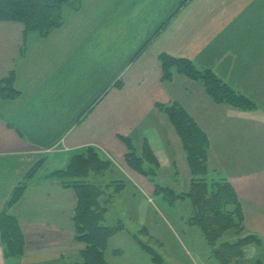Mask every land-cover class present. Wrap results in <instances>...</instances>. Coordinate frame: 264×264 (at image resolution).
<instances>
[{
  "label": "crops",
  "instance_id": "obj_1",
  "mask_svg": "<svg viewBox=\"0 0 264 264\" xmlns=\"http://www.w3.org/2000/svg\"><path fill=\"white\" fill-rule=\"evenodd\" d=\"M183 1L81 0L79 9L64 7V24L46 36L34 31L25 34L22 23L9 25L8 30L13 35H0V79L14 70V85L20 91L14 98L3 97L0 93V212L14 187L41 161L36 172L27 178L22 198L10 208L19 219L25 238L20 264H78L83 261L82 251L86 244L75 238V191L50 175L66 168L73 156L85 152L89 146L99 153L102 151L105 154L102 157L118 165V162H126L128 152L127 144L119 135L133 141L132 135L137 131L138 145L133 141L136 151L142 153L143 144L148 141L158 160L156 181L163 165L151 138L150 131L154 130L160 136V143L173 144L170 155L174 176L180 175L177 155L187 160L186 151L168 115L157 107V102L180 103L208 134L209 169L218 172L236 190L244 214L242 236L254 235L260 240L245 249L264 246V65L256 66L253 71L245 67L239 70L240 74L244 71V75H238L235 64L232 67L236 62L230 59L232 54L236 55L234 48L239 46L234 38L225 39L229 43L226 46L231 48L227 50L224 45L223 59L210 53L204 56L203 61L211 59L213 65L218 64L208 68L255 101L256 107L248 110L215 102L202 82L188 76L176 73L171 81L163 80L159 57L162 52L191 57L183 52L184 49L173 50L176 49L172 46L176 30L190 32L194 29L197 34L201 33L205 26L209 27V22L203 26L206 23L203 17L207 20L208 10L213 7L218 9L217 13L210 14L214 23L225 19L223 10L222 15L219 11L225 2L208 0L200 2L184 22L179 21L194 0L182 5ZM261 17L249 23L247 29L250 31L240 44L254 50L255 55L264 51L263 29L255 24H264V11ZM168 18L160 36L134 58ZM190 21L196 26L189 25ZM222 33L223 30L218 31L212 40L224 39L226 35H220ZM138 35L148 36L143 42V36L138 38ZM164 36L167 37L159 44ZM113 54L117 57L114 61ZM115 62L120 66L113 76ZM256 63L264 64V56ZM224 64L231 68L229 73ZM220 66L222 70L218 72ZM93 82L99 85L94 92L89 90ZM92 104L91 110L81 117ZM221 151L228 154L222 157ZM187 164L191 171L188 160ZM125 165L128 166L127 162ZM145 178L154 182L151 176ZM102 203L108 207L106 201ZM104 223L112 225L107 222L106 215ZM239 236L240 233H235L234 237ZM222 237L212 246L237 240L220 241ZM114 250L109 255H115ZM105 256L107 258L106 250ZM160 257L159 264L164 260L162 255ZM13 262L5 254L0 234V264Z\"/></svg>",
  "mask_w": 264,
  "mask_h": 264
},
{
  "label": "trees",
  "instance_id": "obj_2",
  "mask_svg": "<svg viewBox=\"0 0 264 264\" xmlns=\"http://www.w3.org/2000/svg\"><path fill=\"white\" fill-rule=\"evenodd\" d=\"M187 1L184 0L182 5ZM65 6L79 9L81 0H0V21L20 22L24 25L25 34L34 31L46 36L64 24ZM169 20L170 18L162 23L134 58L145 50ZM159 57L163 68V80L171 81L176 73L184 74L191 79L201 81L207 93L218 103H227L246 110L256 107L253 99L232 88L211 68H199L189 57L173 56L167 52H162ZM15 79L14 70L7 77L0 79V93L3 97L14 98L20 93L14 85ZM118 86H121V83H118ZM156 105L168 115L179 134L194 175L189 192L176 193L172 188L165 187L166 192L171 194V197H189L192 200L195 215L190 222L202 228L211 245L215 246L231 227L239 225V229L235 232L242 233L244 214L236 190L227 179L219 178L220 180L216 183H210L207 177L210 172L208 134L180 103L157 102ZM92 106L93 104L81 114V117L89 112ZM119 136L128 146V152L125 154L127 164L136 171L151 176L153 180L159 163L148 141L143 144V152L138 153L130 137ZM40 164L39 160L24 177V181L14 187L4 209L0 212L1 239L5 254L14 260L13 264H20L19 258L25 250V238L19 219L10 212V208L22 198L27 186V178L36 172ZM112 164V160L102 157L96 148L89 146L85 152L73 156L66 168L56 170L50 175L59 179L65 187L73 188L77 197L73 216L75 238L86 244V248L82 251L83 261L78 264H109L105 256L109 240L124 228L122 223L117 225L104 223L108 207L102 203L101 198L105 194V189L87 179L91 172L104 173ZM210 184H214L215 188L212 189ZM156 186L158 190L162 188V186ZM259 241L254 235H240L235 242L227 241L219 244L215 247L214 253L222 264H227L228 259L244 256L247 245ZM142 244L150 249L144 243ZM121 252V249L115 250V253ZM152 252L153 260L161 262L160 255L154 250ZM255 264H264V262L257 259Z\"/></svg>",
  "mask_w": 264,
  "mask_h": 264
},
{
  "label": "rangeland",
  "instance_id": "obj_3",
  "mask_svg": "<svg viewBox=\"0 0 264 264\" xmlns=\"http://www.w3.org/2000/svg\"><path fill=\"white\" fill-rule=\"evenodd\" d=\"M202 1L208 2V0H194L190 2L187 6L188 8L183 12L182 16L178 18L180 19L182 17V20L179 21L184 22L186 17L192 13L191 11L197 9ZM223 1L226 5L223 6L222 9L220 8L219 11H221L222 15L223 10V17L225 19L221 23H214L215 20L210 14L217 13L218 9L213 7L208 10V21L203 17L204 22L206 21L203 26L207 25L209 22V27L207 28L208 25L205 26L201 33L197 34V31L194 29H191L190 32L176 30L172 38V46L176 49L173 50L184 49L183 52L189 54L191 56L189 58H191L199 68L216 67L218 64L216 63V65H213L211 59L209 61L206 59V62L203 61L205 54L210 53L211 56L216 54L218 58L221 57V59H223L224 56L221 55V52L224 51V45L227 50L231 48L226 46L229 43L225 42V39L229 40L234 38L235 41H238L239 46L234 48L236 55L233 56L232 54L230 57V59H234V62H236L232 64V67L235 64L236 73H238V75H244V71L243 74H240L239 70L248 67V70L253 71L256 70V66L264 65L256 63V61H260L261 57L264 56V51H260L259 54L255 55L254 50H250L248 47H241L240 45L246 40L244 35H248L247 33L250 31V29H247V27L251 25L249 23L261 20V14L262 11H264V0ZM66 7L68 8V6ZM233 16H236V20ZM19 24L21 23L0 21V35H13L12 31L8 30L9 25L18 26ZM255 24L263 29L262 33L264 35V24ZM189 25L194 27L196 23L190 21ZM161 30L159 34L162 32ZM221 30H223V33L220 35H226V37L222 40L218 37L213 41V36L218 35V31ZM159 34L156 35L155 38L160 36ZM140 36H143L144 42L148 35H138V38ZM165 37L167 36L160 38L158 43L160 44ZM155 38H153L152 41ZM231 42L232 41H230V43ZM116 59L117 57H114L113 54V61ZM83 64L85 65L86 63ZM119 66L120 63H113L111 75H116ZM224 69H226L228 73L231 71V68L226 66V64H224ZM220 70H222V66L219 67L218 72H220ZM110 82L112 81H109V83ZM98 86L93 82L89 90L92 89V92H94L99 88ZM150 132L163 165L161 172L156 176V181L153 176L154 182L151 183L145 178L150 177L147 175H144L142 180V174H139L138 171L136 172L134 168L128 167L129 165L126 166V162H118V165L112 164L104 175L92 172L87 177L90 182L98 184L105 189V194H103L101 201H106L108 203V211L106 214L107 222L112 225L120 223L124 225V229L117 232L118 234L116 233L117 235H113L109 240L108 247L106 248L107 261L110 262V264H159L151 260V258H154V253L152 252L154 250L155 253L162 255L164 258L161 264H221L219 258L215 256V247L208 243L202 228L190 222V219L195 215V208L192 200L189 197H171V194L166 192L167 188H172L176 193H186L191 190L192 173L188 167L187 160H185L184 156L177 155L180 175L174 176L175 169L172 166L170 155L173 144L170 146L166 141V146L163 145L164 143H160L161 140L158 132L156 133L154 130ZM132 138L134 143L138 145L137 131L134 132ZM231 141L232 137L230 138V142ZM100 154L101 156L105 155L102 151H100ZM219 154L225 157L228 152L224 153L221 151ZM217 156L219 155L217 154ZM219 175L218 172L211 170L207 175L209 182L216 183V181L220 180L219 178L222 180V177ZM156 185L162 186V188L158 190V186ZM210 185L212 189L215 188L214 184ZM237 229H239V225L229 228L220 241L234 240L236 238L234 237L236 233L235 230ZM240 235H243V232L240 233ZM142 243L150 247V249L144 247ZM113 249H121L124 254L120 255L121 252L115 253V255H109ZM245 252V256L228 259L227 264H255L257 259H264V246L260 247L253 245L252 247H248Z\"/></svg>",
  "mask_w": 264,
  "mask_h": 264
}]
</instances>
